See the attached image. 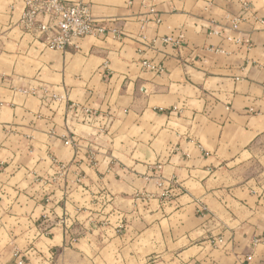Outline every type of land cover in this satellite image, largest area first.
<instances>
[{"label":"crops","instance_id":"crops-1","mask_svg":"<svg viewBox=\"0 0 264 264\" xmlns=\"http://www.w3.org/2000/svg\"><path fill=\"white\" fill-rule=\"evenodd\" d=\"M63 1L121 34L0 0V264H264V0Z\"/></svg>","mask_w":264,"mask_h":264},{"label":"built area","instance_id":"built-area-1","mask_svg":"<svg viewBox=\"0 0 264 264\" xmlns=\"http://www.w3.org/2000/svg\"><path fill=\"white\" fill-rule=\"evenodd\" d=\"M21 24L25 31L34 34L47 48L54 50H65L88 36L109 39L121 34L116 28L107 27L97 20L91 7L81 1L24 0ZM147 66L154 68L150 64ZM53 98L59 100L64 96L53 95Z\"/></svg>","mask_w":264,"mask_h":264},{"label":"rangeland","instance_id":"rangeland-1","mask_svg":"<svg viewBox=\"0 0 264 264\" xmlns=\"http://www.w3.org/2000/svg\"><path fill=\"white\" fill-rule=\"evenodd\" d=\"M0 52H1V49H0ZM75 196H76V198H77V199H79V197H77V195H76V194H75ZM75 196H73L72 198L74 199V198H75ZM93 245H94V244H93ZM92 257H94V255H93ZM89 264H91V262H90Z\"/></svg>","mask_w":264,"mask_h":264}]
</instances>
